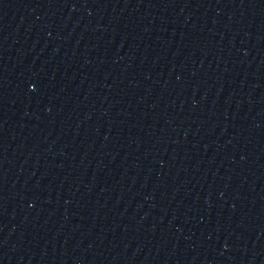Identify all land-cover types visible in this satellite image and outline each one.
Returning a JSON list of instances; mask_svg holds the SVG:
<instances>
[{
    "label": "water",
    "instance_id": "water-1",
    "mask_svg": "<svg viewBox=\"0 0 264 264\" xmlns=\"http://www.w3.org/2000/svg\"><path fill=\"white\" fill-rule=\"evenodd\" d=\"M0 264H264V0H0Z\"/></svg>",
    "mask_w": 264,
    "mask_h": 264
}]
</instances>
